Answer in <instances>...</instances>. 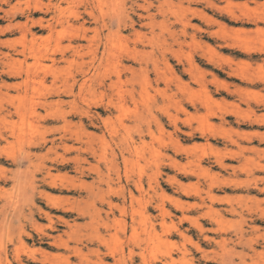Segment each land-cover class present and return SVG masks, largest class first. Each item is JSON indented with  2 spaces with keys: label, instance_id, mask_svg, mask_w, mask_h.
<instances>
[{
  "label": "rangeland",
  "instance_id": "374dc122",
  "mask_svg": "<svg viewBox=\"0 0 264 264\" xmlns=\"http://www.w3.org/2000/svg\"><path fill=\"white\" fill-rule=\"evenodd\" d=\"M38 1L0 0V264H264V0Z\"/></svg>",
  "mask_w": 264,
  "mask_h": 264
},
{
  "label": "bare ground",
  "instance_id": "6f19581e",
  "mask_svg": "<svg viewBox=\"0 0 264 264\" xmlns=\"http://www.w3.org/2000/svg\"><path fill=\"white\" fill-rule=\"evenodd\" d=\"M26 1H27V0H26ZM37 1H38V0H37ZM58 1H59V0H58ZM62 1H63V0H62ZM78 1H79V0H78ZM95 1H96V0H94V2H95ZM98 1H99V0H98ZM118 1H119V0H118ZM137 1H138V0H137ZM143 1H145V0H143ZM206 1H208V0H206ZM14 2H15V1H14ZM31 2H32V1H31ZM46 2H47V1H46ZM105 2H106V1H105ZM111 2H112V1H110V4H113V5H114L115 2H114V1H113V3H111ZM34 3H35V2H34ZM36 3H37V2H36ZM38 3H39V1H38ZM63 3H65V2H63ZM91 3H92V2H91ZM97 3H98V2H97ZM97 3H96V5H97ZM103 3H104V2H103ZM206 3H207V2H206ZM12 4H13V3H12ZM86 4H87V3H86ZM24 5H25V4H24ZM27 5H28V4H27ZM39 5H40V4H39ZM45 5H46V4H45ZM61 5H62V4H61ZM73 5H74V4H73ZM142 5H143V4H142ZM3 6H4V5H3ZM3 6H2V7H3ZM22 6H23V5H22ZM67 6H69V4H68ZM103 6H104V5H103ZM115 6H117V5H114V7H115ZM9 7H10V5H9ZM14 7H15V6H14ZM31 7H32V6H31ZM43 7H44V6H43ZM52 7H54V6H52ZM63 7H64V6H63ZM95 7H96V6H95ZM99 7H100V5H99ZM140 7H141V6H140ZM144 7H146V5H145ZM144 7H143V8H144ZM153 7H154V6H153ZM223 7H224V6H223ZM64 8H65V7H64ZM64 8H63V9H64ZM93 8H94V7H93ZM97 8H98V7H96V11H97ZM111 8H113V7L111 6ZM116 8H117V7H116ZM146 8H147V7H146ZM13 9H14V8H13ZM123 9H124V8H123ZM123 9H122V10H123ZM0 10H1V9H0ZM26 10H27V9H26ZM72 10H73V9H72ZM129 10H130V9H129ZM147 10H149V9H147ZM245 10H246V9H245ZM38 11H39V10H38ZM44 11H45V9H44ZM57 11H58V10H57ZM73 11H74V10H73ZM94 11H95V10H94ZM117 11H118V10H117ZM132 11H133V10H132ZM139 11H141V10H139ZM220 11H221V10H220ZM58 12H59V11H58ZM71 12H72V11H71ZM122 12H123V11H122ZM142 12H143V11H142ZM221 12H222V11H221ZM29 13H30V12H29ZM38 13H39V12H38ZM66 13H67V12H66ZM69 13H70V12H69ZM85 13H86V12H85ZM95 13H96V12H95ZM112 13H113V12H112ZM115 13H117V12H115ZM115 13L112 14V15H115ZM196 13H197V12H196ZM198 13H199V12H198ZM19 14H20V13H19ZM48 14H49V13H48ZM53 14H54V13H53ZM53 14H52V15H53ZM72 14H73V13H71L70 16H71ZM74 14H75V12H74ZM74 14H73V15H74ZM99 14H100V13H99ZM106 14H107V13H106ZM187 14H188V12H187ZM228 14H230V13L228 12ZM232 14H233V13H232ZM10 15H11V14H10ZM24 15H25V14H24ZM26 15H27V14H26ZM30 15H31V14H30ZM32 15H33V14H32ZM58 15H59V14H58ZM76 15H77V14H76ZM78 15H79V14H78ZM102 15H103V14H102ZM139 15H140V14H139ZM195 15H196V14H195ZM37 16H38V15H37ZM68 16H69V15H68ZM87 16H89V15H87ZM145 16H146V15H145ZM184 16H185V15H184ZM18 17H19V16H18ZM53 17H54V16H53ZM66 17H67V16H66ZM139 17H140V16H139ZM197 17H198V16H197ZM199 17H200V16H199ZM242 17H243V16H242ZM37 18H38V17H37ZM77 18H78V17H77ZM214 18H215V17H214ZM233 18H234V17H233ZM247 18H248V17H247ZM24 19H25V18H24ZM48 19H49V18H48ZM60 19H61V18H60ZM75 19H76V18H75ZM75 19H74V20H75ZM81 19H82V18H81ZM83 19H84V18H83ZM90 19H91V18H90ZM116 19H117V18H116ZM126 19H127V18H126ZM138 19H139V18H138ZM143 19H144V17H143ZM57 20H58V19H57ZM57 20L54 21V22H59V20H58V21H57ZM63 20H64V19H63ZM65 20H66V19H65ZM151 20H152V19H151ZM153 20H154V19H153ZM257 20H258V19H257ZM42 21H43V20H42ZM45 21H46V20H45ZM50 21H52V20H50ZM34 22H36V21H34ZM34 22H33V23H34ZM62 22H63V21H62ZM88 22H89V21H88ZM91 22H92V21H91ZM115 22H116V21H115ZM183 22H184V21H183ZM183 22H182V23H183ZM251 22H252V20H251ZM26 23H27V22H26ZM50 23H51V22H50ZM101 23H102V22H101ZM18 24H19V23H18ZM54 24H55V23H54ZM62 24H63V23H62ZM33 25H34V24H33ZM121 25H122V24H121ZM140 25H141V24H140ZM19 26H20V25H19ZM41 26H42V25H41ZM50 26H51V25H49L48 28H49ZM58 26H59V24H58ZM69 26H71V25H69ZM88 26H89V25H88ZM7 27H8V26H7ZM16 27H17V26H16ZM21 27H22V26H21ZM54 27H55V25H54ZM65 27H66V26H65ZM73 27H74V26H72V29H73ZM25 28H26V27H25ZM63 28H64V27H63ZM92 28H93V27H92ZM8 29H9V28H8ZM8 29H7V30H8ZM39 29H40V28H39ZM39 29H38V30H39ZM58 29H59V28H58ZM96 29H97V27H96ZM107 29H108V28H107ZM113 29H114V28H113ZM1 30H2V28H1ZM41 30H42V29H41ZM47 30H48V29H47ZM73 30H74V29H73ZM97 30H98V29H97ZM97 30H96V31H97ZM105 30H106V29H105ZM26 31H27V30H26ZM29 31H30V30H29ZM66 31L68 32V30H66ZM84 31H85V30H84ZM98 31H99V30H98ZM262 31H263V29H262ZM44 32H45V31H44ZM113 32H115V31H113ZM116 32H117V31H116ZM22 33H23V32H22ZM38 33H39V32H38ZM47 33H48V32H47ZM85 33H86V32H85ZM85 33H84V34H85ZM28 34H29V32H28ZM32 34H33V33H32ZM105 34H106V33H105ZM110 34H111V32H110ZM37 35H38V34H37ZM90 36H91V35H90ZM106 36H107V34H106ZM108 36H109V34H108ZM108 36H107V37H108ZM94 37H95V36H94ZM110 37H112V34H111ZM115 37H116V36H115ZM115 37H114V38H115ZM121 37H122V36H121ZM103 38H104V37H103ZM105 38H106V37H105ZM117 38H118V36H117ZM89 39H90V38H89ZM121 39H122V38H121ZM36 40H37V38H36ZM70 40H71V39H70ZM77 40H78V39H77ZM118 40H120V39L118 38ZM25 41H26V40H25ZM82 42H83V41H81V43H82ZM84 42H85V40H84ZM106 42H107V41H106ZM106 42H105V43H106ZM114 42H115V41H114ZM120 42H122V40H120ZM23 43H24V42H22V44H23ZM28 43H29V42H28ZM116 43H117V42H116ZM118 43H119V42H118ZM31 44H32V43H31ZM122 44H123V43H122ZM16 45H17V44H16ZM75 45H76V44H75ZM22 46H23V45H22ZM41 46H42V45H41ZM41 46H39V47H41ZM71 46H72V45H71ZM110 46H111V45H110ZM23 47H24V46H23ZM37 47H38V46H37ZM105 47H106V46H105ZM116 47H117V46H116ZM116 47L114 46V50H113V51H115V53H116V51L119 50V49L115 50ZM32 48H33V47H32ZM44 48H45V47H44ZM44 48H43V49H44ZM101 48H102V47H101ZM109 48H110V47H109ZM119 48H120V47H119ZM23 49H24V48H23ZM30 49H31V48H30ZM68 49H69V48H68ZM91 49H92V48H91ZM121 49H122V47H121ZM19 50H21V49H19ZM45 50H46V49H45ZM48 50H49V49H48ZM50 50H51V49H50ZM56 50H57V48H56ZM77 50H78V49H77ZM32 51H33V50H31V53H32ZM43 51H44V50H43ZM72 51H73V50H72ZM106 51H107V50H106ZM248 51H249V50H248ZM27 52H28V51H27ZM34 52H35V51H34ZM75 52H77V51H75ZM108 52H109V51H108ZM122 52H124L123 49H122ZM18 53H19V51H18ZM35 53H37V51H36ZM98 53H99V52H98ZM38 54H39V53H38ZM38 54H36V55L38 56ZM55 54H56V53H55ZM66 54H67V53H66ZM100 54H101V56H102V53H100ZM110 54H112V52H111ZM118 54H120V52H119ZM13 55H14V54H13ZM104 55H106V54H104ZM16 56H17V55H16ZM27 56H28V55H27ZM27 56H26V57H27ZM37 56H36V57H37ZM51 56H52V55H51ZM110 56H111V55H109L108 57L111 58ZM112 56H114V55H112ZM31 57H32V56H31ZM55 57H56V56H55ZM117 57H118V55H117ZM117 57H116V60L114 61L113 64H115V62L117 61V59H118ZM21 58H22V57H21ZM41 58H42V57H41ZM41 58H40V59H41ZM109 58H108V59H109ZM113 58H114V57H112V60H113ZM23 59H24V58H23ZM28 59H29V58H28ZM44 59H45V58H44ZM114 59H115V58H114ZM120 59H121V58H120ZM32 60H33V59H32ZM98 60H99V59H98ZM98 60H97V61H98ZM93 61H95V60H93ZM108 61H109V60H108ZM21 62H22V61H21ZM99 62H100V61H99ZM117 62H118V61H117ZM15 63H16V62H15ZM28 63H29V62H28ZM38 63H39V62H38ZM46 63H48V62H46ZM92 63H93V62H92ZM121 63H122V62H121ZM7 64H8V63H7ZM9 64H11V63H9ZM24 64H25V63H24ZM117 64H118V63H117ZM40 65H41V64H40ZM42 65H43V64H42ZM46 65H47V64H46ZM15 66H16V68H17V65H15ZM116 66H117V65H116ZM42 67H43V66H41V68H42ZM44 67H45V66H44ZM44 67H43V68H44ZM94 67H95V66H94ZM16 68H15V69H16ZM34 68H35V67H34ZM39 68H40V67H39ZM47 68H48V67H47ZM28 69H29V68H28ZM111 69H112V68H111ZM117 69H118V68H117ZM16 71H17V70H16ZM16 71H15V72H16ZM36 71H37V70H36ZM232 71H233V70H232ZM43 72H45V70H44ZM110 72H111V71H110ZM118 72H119V71H118ZM13 73H14V71H13ZM19 73H20V71H19ZM24 73H25V72H24ZM47 73H48V72H47ZM29 74H32V73H29ZM42 75H43V73H42ZM212 75H213V74H212ZM14 76H15V75H14ZM22 76H23V75H22ZM24 76H25V75H24ZM57 76H58V75H57ZM97 76H98V75H97ZM243 76H244V75H243ZM11 77H12V76H11ZM16 77H17V76H16ZM28 77H29V76H28ZM42 77H44V76H42ZM20 78H21V77H20ZM30 78H31V77H30ZM30 78H28V80H29ZM8 79H9V78H8ZM24 79H25V78H24ZM35 79H37V78H35ZM84 79H85V78H84ZM25 80H27V74H26V79H25ZM32 80H33V79H32ZM32 80H31V81H32ZM67 80H68V79H67ZM31 81H30V83H31ZM72 81H73V80H72ZM27 82H28V81H27ZM73 82H74V81H73ZM215 82H216V81H215ZM83 83H84V82H83ZM85 84H86V83H85ZM31 85H32V84H31ZM86 85H87V84H86ZM9 86H10V85H9ZM32 86H33V85H32ZM84 86H85V85H84ZM33 87H34V89H35V86H33ZM9 88H10V87H9ZM7 89H8V88H7ZM205 91H206V89H205ZM229 91H230V90H229ZM214 92H215V91H214ZM216 95H217V94H216ZM208 97H209V96H208ZM204 99H205V97H204ZM207 99H208V98H207ZM211 99H212V97H211ZM214 100H215V99H214ZM123 101H124V99H123ZM206 101H207V100H206ZM204 102H205V101H204ZM211 102H212V101H211ZM214 102H215V101H214ZM205 103H206V102H205ZM215 103H217V102H215ZM118 105H120V104H118ZM207 105H208V104H207ZM120 107H121V106H120ZM206 108H207V107H206ZM32 110H33V109H32ZM209 110H210V109H209ZM34 111H35V110H34ZM32 112H33V111H32ZM4 113H5V112H4ZM29 113H30V112H29ZM18 114H20V113H18ZM30 114H31V113H30ZM32 114H34V113H32ZM21 115H22V114H21ZM212 115H215V113L212 114ZM33 116H35V115H33ZM9 117H10V116H9ZM21 117H22V116H21ZM31 117H32V116H31ZM258 117H259V116H258ZM256 118H257V117H256ZM226 119H227V118H226ZM27 120H28V118H27ZM24 121H25V120H24ZM24 121H23V122H24ZM0 122H1V121H0ZM4 123H5V122H4ZM5 124H6V123H5ZM5 124H3V125H5ZM26 124H27V123H26ZM28 125H29V124H28ZM5 126H6V125H5ZM203 128H204V127H202V131H203ZM208 128H209V129H208ZM211 128L213 129V127H207L208 130H210ZM8 129H9V128H8ZM15 129H16V128H15ZM20 129H22V128H20ZM33 129H34V128H33ZM200 130H201V129H200ZM200 130H199V131H200ZM259 130H260V129H259ZM4 131H5V130H4ZM9 131H10V130H9ZM34 131H35V130H34ZM34 131H33V132H34ZM67 131H68V130H67ZM202 131H201V132H202ZM205 131H207L206 128H205ZM205 131H203V132H205ZM33 132H32V133H33ZM30 133H31V132H30ZM73 133H74V132H73ZM79 133H80V132H79ZM210 133H211V132H210ZM258 133H259V132H258ZM69 134H72V133L69 132ZM87 134H88V133H87ZM239 134H240V133H239ZM0 135H1V134H0ZM13 135H14V134H13ZM19 135H20V134H19ZM31 135H33V134H31ZM75 135H76V134H75ZM262 135H263V134H262ZM15 136H17V135H15ZM20 136H21V135H20ZM47 136H48V135H47ZM22 137H23V136H22ZM69 137H70V136H69ZM73 137H74V136H73ZM11 138H12V137H11ZM11 138H10V139H11ZM70 138H71V137H70ZM81 138H82V137H81ZM20 139H21V138H19V140H20ZM47 139H49V138H47ZM47 139H46V140H47ZM57 139H58V138H57ZM60 139H61V138H60ZM62 139H63V138H62ZM67 139H68V138H67ZM78 139H79V138H78ZM78 139H76V140H78ZM262 139H263V138H262ZM19 140H17V141H19ZM23 141H24V140H23ZM29 141H30V140H29ZM37 141H38V140H37ZM47 141H48V140H47ZM5 142H6V141H5ZM9 142H12V141H9ZM21 142H22V141H21ZM33 142H34V139H33ZM41 142H42V141H41ZM67 142H68V141H67ZM87 142H88V141H87ZM24 143H25V142H24ZM54 143H55V142H54ZM73 143H74V142H73ZM83 143H84V142H83ZM5 144H6V143H5ZM31 144H32V143H31ZM42 144H43V143H42ZM44 144H45V143H44ZM75 144H76V143H75ZM32 147H33V146H32ZM37 147H38V146H37ZM47 147H48V146H47ZM26 148H27V147H26ZM33 148H34V147H33ZM35 148H36V147H35ZM132 148H133V147H132ZM38 149H41V148H38ZM46 149H47V148H46ZM49 149H50V148H49ZM75 149H77V148H75ZM78 149H79V148H78ZM81 149H82V148H81ZM246 149H247V148H246ZM6 150H7V149H6ZM55 150H56V149H55ZM6 152H7V151H6ZM28 152H29V151H28ZM45 152H46V151H45ZM47 152H48V151H47ZM255 152H256V151H255ZM48 153H49V152H48ZM3 156H6V155H3ZM19 156H20V155H19ZM9 157H10V156H9ZM42 157H43V155H42ZM25 158H26V157H25ZM13 159H15V158H13ZM55 160H56V159H55ZM4 161H5V160H4ZM71 161H72V159H71ZM59 162H60V161H59ZM76 162H77V160H76ZM3 163H4V162H3ZM30 163H31V162H30ZM38 163H39V162H38ZM71 163H73V162H71ZM16 164H17V163H16ZM34 164H35V163H34ZM5 165H6V164H5ZM31 165H32V164H31ZM41 165H42V164H41ZM52 165H55V164H52ZM67 165H68V164H67ZM9 166H10V165H9ZM13 166H14V165H13ZM59 166H60V164H59ZM57 167H58V166H57ZM66 167H67V166H66ZM12 168H13V167H12ZM63 168H64V167H63ZM71 168H72V167H71ZM259 168H260V167H259ZM34 169H37V168H34ZM88 169H89V168H88ZM262 169H263V168H262ZM48 170H49V169H48ZM61 170H62V169H61ZM54 171H55V170H54ZM62 171H63V170H62ZM55 172H56V171H55ZM73 173H74V172H73ZM91 174H92V173H91ZM36 175H38V174H36ZM47 176H48V175H47ZM60 176H61V174L59 175V177H60ZM3 177H4V176H3ZM3 177H2V178H3ZM36 177H37V176H36ZM44 177H45V176H44ZM84 177H85V176H84ZM88 177H90V176H88ZM88 177H87V178H88ZM56 178H57V177H56ZM48 179H49V178H48ZM60 179H61V178H60ZM51 180L53 181V179H51ZM63 180H64V179H63ZM23 181H24V179H23ZM2 182H3V181H2ZM49 182H50V181H49ZM59 182H60V181H59ZM68 182H69V181H68ZM8 183H9V182H8ZM42 183H43V182H42ZM69 183H70V182H69ZM62 184H65V183L63 182ZM19 185H20V184H19ZM22 185H23V184L21 183V186H22ZM244 185H245V184H244ZM51 186L53 187V185H51ZM64 186H65V185H64ZM1 187H2V186H1ZM32 187H33V186H32ZM32 187H31V188H32ZM54 189H55V188H54ZM57 189H58V188H57ZM61 189H63V188H61ZM71 191H72V189H71ZM56 192H57V191H56ZM253 193H254V192H253ZM61 194H62V193H61ZM5 195H6V194H5ZM47 195H48V194H47ZM261 195H262V194H261ZM46 197H47V196H44V198H46ZM36 198H37V197H36ZM129 199H130V198H129ZM11 200H12V198H11ZM258 200H259V199H258ZM21 201H22V199H21ZM36 201H37V200H36ZM56 201H57V200H56ZM104 201H105V200H104ZM17 202H18V201H17ZM45 202H46V201H45ZM47 202H48V201H47ZM52 202H53V201H52ZM12 203H13V201H12ZM104 204H105V203H104ZM55 205H56V203H55ZM0 206H1V205H0ZM2 206H3V205H2ZM53 206H54V205H53ZM46 207H48V206H46ZM68 208H69V207H68ZM107 208H108V207H107ZM114 208H115V207H114ZM117 208H118V207H117ZM2 209H3V208H2ZM64 209H67V208H64ZM46 210H47V209H46ZM60 210H61V209H60ZM135 210H136V209H135ZM55 211H56V210H55ZM130 211H133V210H130ZM137 211H138V210H137ZM261 211H262V209H261ZM63 212H64V211H63ZM121 212H122V211H121ZM134 212H135V211H134ZM4 213H5V212H4ZM107 213H108V212H107ZM110 213H111V212H110ZM164 213H165V212H164ZM121 214H122V213H121ZM107 215H108V214H107ZM63 216H64V215H63ZM10 217H11V216H10ZM54 218H55V217H54ZM61 218H62V217H61ZM143 218H144V217H143ZM145 218H146V217H145ZM68 219H69V218H68ZM78 219H79V218H78ZM150 219H152V218H150ZM73 220H75V219H73ZM52 221H53V220H52ZM61 221H62V220H61ZM61 221H60V222H61ZM151 222H152V221H151ZM49 223H50V222H49ZM152 223H153V222H152ZM152 223H151V224H152ZM256 223H257V222H256ZM0 224H2V223H0ZM50 224H51V223H50ZM62 224H63V223H62ZM137 224H138V221H137ZM10 225H11V224H10ZM60 225H61V224H60ZM257 225H258V224H257ZM48 227H49V226H48ZM65 227H66V226H65ZM125 227H126V226H125ZM156 228H157V227H156ZM204 228H205V227H204ZM257 228H259V227H257ZM1 230H2V228H1ZM50 230H51V229H50ZM97 230H98V229H97ZM123 230H124V228H123ZM253 230H254V229H253ZM51 231H52V230H51ZM68 231H69V230H68ZM70 231H71V230H70ZM65 232H67V231H65ZM73 232H74V231H73ZM246 232H247V231H246ZM3 233H4V231H3ZM55 233H56V232H55ZM148 233H149V231H148ZM3 235H4V234H3ZM62 235H63V234H62ZM62 235H61V236H62ZM69 235H72V234H69ZM74 235H75V234H74ZM0 236H1V235H0ZM66 236H67V235H66ZM133 237H135V236L133 235ZM82 238H83V237H82ZM97 238H98V236H97ZM69 239H70V238H69ZM222 239H223V238H222ZM67 240H68V239H67ZM89 240H90V239H89ZM138 240H139V239H138ZM223 240H224V239H223ZM50 241H51V240H50ZM83 241H84V240H83ZM99 241H100V240H99ZM101 242H102V241H101ZM142 242H143V240H142ZM0 243H1V242H0ZM8 243H9V241H8ZM60 243H61V242H59V245H60ZM95 243H96V241H95ZM100 244H101V243H100ZM139 244H140V243H139ZM150 244H152V243H150ZM153 244H154V242H153ZM153 244H152V245H153ZM1 245H2V244H1ZM1 245H0V246H1ZM66 245H67V244H66ZM116 245H117V244H116ZM62 246H63V245H62ZM99 246H100V245H99ZM1 247H2V246H1ZM64 247H65V246H64ZM110 247H111V246H110ZM150 248H151V247H150ZM2 249H3V247H2ZM97 249H98V248H97ZM113 249H114V248H113ZM145 249H146V248H145ZM19 250H21V249H19ZM114 250H115V249H114ZM114 250H113V251H114ZM134 250H135V249H134ZM136 250H137V249H136ZM1 251H2V250H1ZM21 251H22V250H21ZM38 251H39V249H38ZM111 251H112V250H111ZM111 251H110V254L112 253ZM116 251H118V250H116ZM17 252L19 253V251H17ZM100 252H101V251H100ZM228 252H229V251H228ZM2 253H3V252H2ZM5 253H6V252H5ZM20 253H21V252H20ZM40 253H41V252H40ZM95 253H96V252H95ZM10 254H11V253H10ZM81 254H82V253H81ZM35 255H36V254H35ZM111 255H112V254H111ZM113 256H114V255H113ZM171 256H172V255H171ZM114 257H116V256H114ZM153 257H154V256H153ZM168 257H169V256H168ZM64 258H65V257H64ZM134 258H135V257H134ZM148 258H149V257H148ZM163 258H164V256H163ZM21 259H22V258H21ZM152 259H153V258H152ZM168 259H169V258H168ZM143 260H144V259H143ZM149 260H151V257H150ZM170 260H171V259H170ZM18 261H19V260H18ZM231 261H232V260H231ZM101 262H102V261H101ZM172 262H173V261H172ZM5 264H6V262H5ZM20 264H21V263H20ZM230 264H231V262H230Z\"/></svg>",
  "mask_w": 264,
  "mask_h": 264
}]
</instances>
